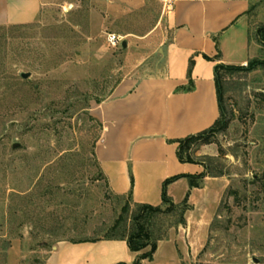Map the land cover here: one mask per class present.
Masks as SVG:
<instances>
[{
    "label": "rangeland",
    "instance_id": "rangeland-1",
    "mask_svg": "<svg viewBox=\"0 0 264 264\" xmlns=\"http://www.w3.org/2000/svg\"><path fill=\"white\" fill-rule=\"evenodd\" d=\"M164 4L44 0L34 22L0 28V264H44L60 239L103 238L130 203L110 192L92 155L102 126L90 107L122 78L155 70L171 34ZM262 26L264 0H253L242 65H254L225 74V123L192 145L217 181L195 197L185 224L179 211L164 217L175 256L167 244L143 264H264ZM111 33L120 44L108 43Z\"/></svg>",
    "mask_w": 264,
    "mask_h": 264
},
{
    "label": "crops",
    "instance_id": "crops-1",
    "mask_svg": "<svg viewBox=\"0 0 264 264\" xmlns=\"http://www.w3.org/2000/svg\"><path fill=\"white\" fill-rule=\"evenodd\" d=\"M163 1L171 34L162 42L155 70L122 78L107 98L90 107L102 126L93 152L108 189L114 195L131 191L134 202L154 206L161 204L166 179L205 171L202 164L178 160L176 140L202 132L218 119L214 67L249 59L248 14L253 7V0ZM43 6L44 0H0V26L30 24ZM190 79L192 89H186ZM212 180L205 176L200 187L190 188L187 178L180 177L166 192L174 203L189 192L193 206ZM167 244L175 256L173 242L165 239L158 242L153 259L141 264L154 262ZM136 256L122 239H60L44 264H133Z\"/></svg>",
    "mask_w": 264,
    "mask_h": 264
},
{
    "label": "trees",
    "instance_id": "trees-1",
    "mask_svg": "<svg viewBox=\"0 0 264 264\" xmlns=\"http://www.w3.org/2000/svg\"><path fill=\"white\" fill-rule=\"evenodd\" d=\"M4 26H0L3 28ZM260 41L264 44V26L257 30ZM207 58V56H205ZM193 59L190 58L188 66V75L190 74ZM254 62L249 61L248 67L243 65L233 64H217L214 67L216 92L219 106V117L215 123L208 129L197 134L189 135L176 140L177 150L176 155L180 162H190L202 164L205 171L200 174L176 175L166 179L162 185V201L159 205H150L146 203H136L132 200L131 191L126 195H116L117 197H127L130 203L122 206L119 216L110 226L107 234L103 238L98 239H122L127 242L130 251L137 253L133 264H141L142 260H152L157 249L158 242L166 238V234L161 232L162 221L164 217L174 211H179V219L177 224H185L184 213L190 208L188 203L189 192L186 194L182 202L174 203L172 198L166 192V186L180 177H186L190 188L200 187L202 179L207 176V168L202 162H198L192 158V145L198 141L207 142L208 133L218 124H224L225 109L223 105V81L226 73L241 72L249 70L253 67ZM186 89H192V80H189V85ZM92 155L94 152L92 150ZM96 160V159H95ZM97 163V161H96ZM100 171V170H99ZM101 174V172H100ZM233 194L237 197L236 190H228V194ZM97 240L83 239L77 241ZM126 264V263H117Z\"/></svg>",
    "mask_w": 264,
    "mask_h": 264
},
{
    "label": "built area",
    "instance_id": "built-area-1",
    "mask_svg": "<svg viewBox=\"0 0 264 264\" xmlns=\"http://www.w3.org/2000/svg\"><path fill=\"white\" fill-rule=\"evenodd\" d=\"M107 41L111 46H116L117 44H120L121 39L120 36L111 33L107 35Z\"/></svg>",
    "mask_w": 264,
    "mask_h": 264
},
{
    "label": "water",
    "instance_id": "water-1",
    "mask_svg": "<svg viewBox=\"0 0 264 264\" xmlns=\"http://www.w3.org/2000/svg\"><path fill=\"white\" fill-rule=\"evenodd\" d=\"M126 46V41L124 40L123 42H122V47H125ZM29 76V73H21V77L22 78H27ZM17 146V144H14L13 145V147H16ZM255 262H257V260H254Z\"/></svg>",
    "mask_w": 264,
    "mask_h": 264
}]
</instances>
